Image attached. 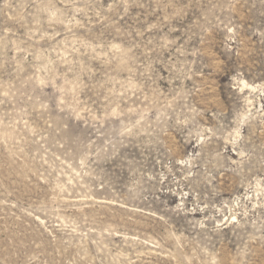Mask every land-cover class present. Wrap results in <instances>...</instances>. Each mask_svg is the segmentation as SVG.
<instances>
[{
  "label": "rangeland",
  "instance_id": "1",
  "mask_svg": "<svg viewBox=\"0 0 264 264\" xmlns=\"http://www.w3.org/2000/svg\"><path fill=\"white\" fill-rule=\"evenodd\" d=\"M0 264H264V0H0Z\"/></svg>",
  "mask_w": 264,
  "mask_h": 264
}]
</instances>
